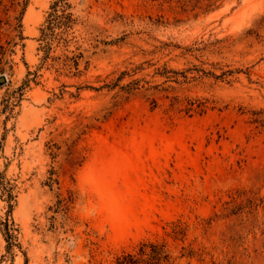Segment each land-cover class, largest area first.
I'll list each match as a JSON object with an SVG mask.
<instances>
[{
  "label": "rangeland",
  "instance_id": "1",
  "mask_svg": "<svg viewBox=\"0 0 264 264\" xmlns=\"http://www.w3.org/2000/svg\"><path fill=\"white\" fill-rule=\"evenodd\" d=\"M67 1L0 0V264H264V0Z\"/></svg>",
  "mask_w": 264,
  "mask_h": 264
},
{
  "label": "trees",
  "instance_id": "2",
  "mask_svg": "<svg viewBox=\"0 0 264 264\" xmlns=\"http://www.w3.org/2000/svg\"><path fill=\"white\" fill-rule=\"evenodd\" d=\"M68 5L67 0H55L46 20L47 24L42 28L45 38L54 36L59 37V39H66L65 33H68L76 21L73 12L67 11ZM76 64H79L78 60H76ZM9 196L12 197L13 195L10 194ZM7 230L9 234V229ZM170 258L171 254L165 249V244L147 240L140 242L137 252L131 250L119 255L117 264H158L166 260L170 261ZM170 263L168 262V264Z\"/></svg>",
  "mask_w": 264,
  "mask_h": 264
}]
</instances>
